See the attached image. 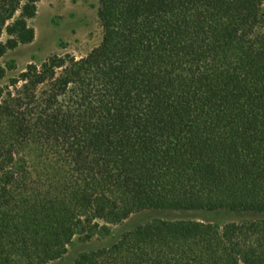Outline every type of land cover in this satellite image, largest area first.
Here are the masks:
<instances>
[{
    "label": "trees",
    "instance_id": "obj_1",
    "mask_svg": "<svg viewBox=\"0 0 264 264\" xmlns=\"http://www.w3.org/2000/svg\"><path fill=\"white\" fill-rule=\"evenodd\" d=\"M39 2L0 0V60ZM97 6L89 54L0 86V264H264V0Z\"/></svg>",
    "mask_w": 264,
    "mask_h": 264
},
{
    "label": "rangeland",
    "instance_id": "obj_2",
    "mask_svg": "<svg viewBox=\"0 0 264 264\" xmlns=\"http://www.w3.org/2000/svg\"><path fill=\"white\" fill-rule=\"evenodd\" d=\"M97 5L98 0H40L36 17L29 21V26L35 32V39L31 44L20 46L0 60V69L6 72V77L0 80V86L18 76L28 65H41L52 56L71 54L82 58L89 54L100 44L102 38ZM5 40L6 37L2 39ZM244 218L243 215L228 213L146 212L134 216L128 226L157 219L226 224L240 222ZM253 218L257 216L254 215ZM91 248L92 245L76 242L70 247L68 257L57 264H71L78 254Z\"/></svg>",
    "mask_w": 264,
    "mask_h": 264
}]
</instances>
